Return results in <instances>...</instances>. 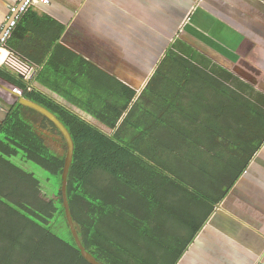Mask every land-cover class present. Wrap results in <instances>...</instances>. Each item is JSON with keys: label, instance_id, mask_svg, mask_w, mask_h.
Wrapping results in <instances>:
<instances>
[{"label": "trees", "instance_id": "16d2710c", "mask_svg": "<svg viewBox=\"0 0 264 264\" xmlns=\"http://www.w3.org/2000/svg\"><path fill=\"white\" fill-rule=\"evenodd\" d=\"M30 12L8 42L13 52ZM55 28L62 31L56 23ZM62 56L67 67L55 68ZM44 61L37 83L84 111L88 121L33 83L28 92L2 68L0 76L56 115L72 136L67 196L83 246L101 264H177L264 144V109L174 51L136 100L131 87L102 79L93 65L60 46ZM72 61L84 75L74 96L71 84L49 80L51 69L66 74ZM23 109L19 102L8 107L0 126V264H90L72 234L64 238L51 226L66 216L65 158L47 146ZM249 126L256 133L252 138L246 136ZM19 156L55 178L52 188L63 206L40 197L41 181L14 162ZM178 228L182 235L173 234Z\"/></svg>", "mask_w": 264, "mask_h": 264}, {"label": "crops", "instance_id": "0c3cea01", "mask_svg": "<svg viewBox=\"0 0 264 264\" xmlns=\"http://www.w3.org/2000/svg\"><path fill=\"white\" fill-rule=\"evenodd\" d=\"M19 2L0 0V28ZM24 20L14 52L38 67L34 88L87 121L84 111L37 83L56 47L93 65L102 79L131 87L135 100L174 51L264 109V0H51ZM6 57L2 51L0 62ZM53 66L66 68L63 56ZM76 68L72 61L66 74L51 69L49 80L79 94L84 75ZM20 94V86L0 76V126ZM37 113L22 111L44 139ZM177 264H264V144Z\"/></svg>", "mask_w": 264, "mask_h": 264}, {"label": "rangeland", "instance_id": "374dc122", "mask_svg": "<svg viewBox=\"0 0 264 264\" xmlns=\"http://www.w3.org/2000/svg\"><path fill=\"white\" fill-rule=\"evenodd\" d=\"M166 68L167 67L164 66V68L162 70L163 75L166 74V72H167ZM141 93L142 92H139L138 97L141 96ZM39 118H40L39 120L42 122V124L40 126V124L38 122L37 123L40 126L39 128H41V127H43L44 117H41L39 115ZM132 121H133V119H132ZM129 126H130V124H129ZM129 126L126 127V129L130 130ZM246 129H248V133L246 134L247 138H252L256 135L253 127L249 126ZM38 131L42 134V136H44L45 143L47 142L46 143L47 146L49 148H51V150L55 154H57L60 157H64V158L66 157V154H67L66 142L61 135L53 134L52 132H50L47 129H46L47 132H44V133L41 132L40 129H38ZM1 139H3V136H1ZM21 158H22L21 156H19L18 158H15L14 162L19 164L24 169L34 173L35 176L41 181L43 191H42L40 197L46 202H50V201L61 202L62 198H60L54 194L56 192V190L54 191V189H53L55 187L54 184H56L55 178L49 172L45 171L44 169H42L41 167H39L33 163L21 162ZM61 205L63 206V202H61ZM163 222L165 223L166 220H163ZM51 226H52L53 230L56 232V234H58L59 236H62L64 238H70L71 230H70L69 222H68L66 216H58V218H56L55 220L52 221ZM180 230H181V228L176 229L175 231L177 233L173 232V234L174 235H178V234L180 235V233H181V235H182L183 231H180ZM157 254L159 255L160 251H158ZM165 255H167V254L165 253Z\"/></svg>", "mask_w": 264, "mask_h": 264}, {"label": "built area", "instance_id": "2783aa9c", "mask_svg": "<svg viewBox=\"0 0 264 264\" xmlns=\"http://www.w3.org/2000/svg\"><path fill=\"white\" fill-rule=\"evenodd\" d=\"M50 4L51 0H20L17 5L10 7V14L4 25L0 28V53L2 51L7 52L5 60L0 62V67H5L8 73L24 82L27 85L28 92L34 90L32 82L38 73V67L11 51L8 48V42L17 24L26 13L33 8L49 6Z\"/></svg>", "mask_w": 264, "mask_h": 264}, {"label": "water", "instance_id": "95a60500", "mask_svg": "<svg viewBox=\"0 0 264 264\" xmlns=\"http://www.w3.org/2000/svg\"><path fill=\"white\" fill-rule=\"evenodd\" d=\"M16 98L18 99L19 104H21L22 106H24L26 108H29V109H32V110L38 112L44 118H46L50 122H52L55 125V127L58 129V131L60 132L63 139L65 140L66 147H67V154L65 157V167H64L63 174H62V198H63V202H64L66 217H67V220L69 222L71 234H72L73 238L75 239V242H76L78 249L80 250L82 256L90 264H101L83 246L81 239L78 235L76 225H75L74 220L72 218L69 203H68L67 181H68V175H69L70 167H71L72 161H73L74 148H75L74 141L72 139L70 132L65 127V125L56 117V115H54L51 111H49L45 107H43V106H41V105L31 101V100H28L27 98H25L22 95H17Z\"/></svg>", "mask_w": 264, "mask_h": 264}]
</instances>
